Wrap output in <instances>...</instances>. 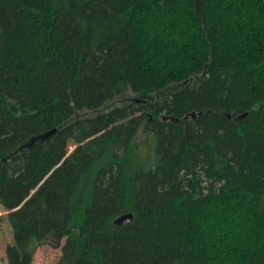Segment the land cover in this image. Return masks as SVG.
<instances>
[{"label": "trees", "instance_id": "1", "mask_svg": "<svg viewBox=\"0 0 264 264\" xmlns=\"http://www.w3.org/2000/svg\"><path fill=\"white\" fill-rule=\"evenodd\" d=\"M0 170L9 264H264V0H0Z\"/></svg>", "mask_w": 264, "mask_h": 264}, {"label": "rangeland", "instance_id": "2", "mask_svg": "<svg viewBox=\"0 0 264 264\" xmlns=\"http://www.w3.org/2000/svg\"><path fill=\"white\" fill-rule=\"evenodd\" d=\"M125 101L120 98L118 103ZM151 131L140 130L135 137V143L141 157V165L144 169L151 167L153 158H155L156 141ZM75 146L71 145V151ZM36 188L29 193H23L16 183L8 178L4 170H0V264H9L6 248L13 239V233L7 217L13 213L24 214L27 203ZM61 255L60 247H53L49 244L40 245L35 254L32 264H56Z\"/></svg>", "mask_w": 264, "mask_h": 264}, {"label": "water", "instance_id": "3", "mask_svg": "<svg viewBox=\"0 0 264 264\" xmlns=\"http://www.w3.org/2000/svg\"><path fill=\"white\" fill-rule=\"evenodd\" d=\"M231 115L228 114V117H230ZM134 218V214L132 212H128V213H125V214H122L120 216H118L116 219H115V224L117 225H121V224H125V223H129L133 220Z\"/></svg>", "mask_w": 264, "mask_h": 264}]
</instances>
